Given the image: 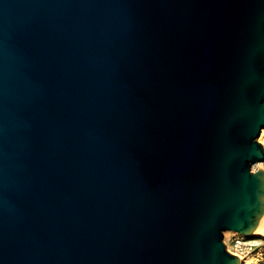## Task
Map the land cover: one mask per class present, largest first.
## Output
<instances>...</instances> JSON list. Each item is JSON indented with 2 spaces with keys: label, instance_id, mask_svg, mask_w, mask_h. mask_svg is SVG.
I'll list each match as a JSON object with an SVG mask.
<instances>
[{
  "label": "water",
  "instance_id": "obj_1",
  "mask_svg": "<svg viewBox=\"0 0 264 264\" xmlns=\"http://www.w3.org/2000/svg\"><path fill=\"white\" fill-rule=\"evenodd\" d=\"M263 130L264 0H0V264H241Z\"/></svg>",
  "mask_w": 264,
  "mask_h": 264
},
{
  "label": "built area",
  "instance_id": "obj_2",
  "mask_svg": "<svg viewBox=\"0 0 264 264\" xmlns=\"http://www.w3.org/2000/svg\"><path fill=\"white\" fill-rule=\"evenodd\" d=\"M227 249L232 254L246 259L248 256L254 254L264 244V224L259 235L252 234L251 236L241 235L232 232L229 241L225 242Z\"/></svg>",
  "mask_w": 264,
  "mask_h": 264
},
{
  "label": "rangeland",
  "instance_id": "obj_3",
  "mask_svg": "<svg viewBox=\"0 0 264 264\" xmlns=\"http://www.w3.org/2000/svg\"><path fill=\"white\" fill-rule=\"evenodd\" d=\"M260 141V140H259ZM261 142V141H260ZM262 143V142H261ZM230 232V231H229ZM261 232V231H260ZM260 234V233H259ZM257 234V235H259ZM232 236V232H230L227 237L225 235V242L229 241V239ZM248 259L249 262H247V264H264V244L262 245V247L260 248V250H258L257 252H255L254 254L248 256L246 258V260Z\"/></svg>",
  "mask_w": 264,
  "mask_h": 264
},
{
  "label": "bare ground",
  "instance_id": "obj_4",
  "mask_svg": "<svg viewBox=\"0 0 264 264\" xmlns=\"http://www.w3.org/2000/svg\"><path fill=\"white\" fill-rule=\"evenodd\" d=\"M259 140L262 142V144L264 145V130L262 131L261 135H260V138ZM259 168H264V162H259V163H256L254 166H253V170H258ZM263 224H264V217H263V220L262 222L260 223V225L258 226V228L255 230V232L253 233L254 235H257L260 233V231L262 230V227H263ZM231 232V231H230ZM229 231L225 233L226 237L227 235L230 233ZM240 261H241V264H247L248 259H244L243 257H240Z\"/></svg>",
  "mask_w": 264,
  "mask_h": 264
}]
</instances>
